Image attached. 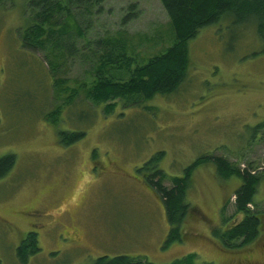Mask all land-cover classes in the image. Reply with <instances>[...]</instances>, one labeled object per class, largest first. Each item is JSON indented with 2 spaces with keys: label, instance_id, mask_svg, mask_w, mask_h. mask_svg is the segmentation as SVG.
I'll list each match as a JSON object with an SVG mask.
<instances>
[{
  "label": "rangeland",
  "instance_id": "rangeland-1",
  "mask_svg": "<svg viewBox=\"0 0 264 264\" xmlns=\"http://www.w3.org/2000/svg\"><path fill=\"white\" fill-rule=\"evenodd\" d=\"M27 1L0 5V158L15 156L0 179V264H20L16 248L29 232L37 234L40 251L25 264H92L116 256L151 264L188 256L195 264H264V45L253 26L222 21L200 30L174 93L104 105L87 98L96 83L87 49L79 45L57 76L65 81L61 92L52 86L46 53L22 48ZM131 5L137 18L123 26ZM93 21L90 36L127 41L129 71L173 43L159 0H106ZM115 68L108 74L114 81H130L129 71ZM59 132L66 138L83 132V138L63 146ZM158 154L167 187L203 156L253 168L261 177L259 239L227 251L213 237L221 217L234 212L239 183L218 179L210 162L191 174L186 201L194 212L184 222V241L164 247L169 226L162 203L138 172Z\"/></svg>",
  "mask_w": 264,
  "mask_h": 264
},
{
  "label": "trees",
  "instance_id": "trees-1",
  "mask_svg": "<svg viewBox=\"0 0 264 264\" xmlns=\"http://www.w3.org/2000/svg\"><path fill=\"white\" fill-rule=\"evenodd\" d=\"M4 1L6 0H0V5ZM105 1H27L24 11L25 23L18 33L21 46L30 53H46L44 59L50 66L47 71L52 75L49 74L53 81L52 86L59 88L61 92L65 91V81L56 78L62 73L68 59L75 57L79 45L88 50L86 59L93 67L96 80L87 98L104 105L115 100L131 102L136 97L137 100L146 102L155 96L174 93L186 76L189 64L188 44L206 27L218 25L222 21L229 22L232 27L253 26L257 38L264 45V0H159L171 26L173 43L163 54L152 58L145 66L129 71V64L123 59L127 56L126 40L111 39L108 34L102 37L90 36L93 17L102 13ZM134 8V5L128 6L121 25L124 26L137 18ZM262 52L264 53V46ZM114 68L118 71H129L130 81H114L112 74L108 75ZM46 118L49 122L56 123L53 116ZM57 122H60L59 119ZM67 136L66 132L58 133L61 145L74 144L83 138V132H72L70 138H66ZM161 156L158 154L151 158L138 172H143L142 178L162 203L169 226L164 247L184 241V222L192 217L194 212L186 201L191 174L199 165L210 162L215 165L218 179H235L239 183L233 193L234 212L230 217H221V225L212 232L213 237L227 251L240 250L259 239L262 214L255 209V197L261 177L253 168L240 169L223 157L203 156L187 167L182 177L171 178V187H167L163 184L166 175L157 169ZM14 165V155L8 154L0 158V179L5 177ZM39 251L37 234L29 232L16 248V258L20 264H25L27 258ZM194 260L193 256H188L173 264H195ZM92 264L151 263L141 258L116 256L99 257Z\"/></svg>",
  "mask_w": 264,
  "mask_h": 264
}]
</instances>
